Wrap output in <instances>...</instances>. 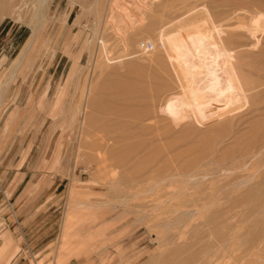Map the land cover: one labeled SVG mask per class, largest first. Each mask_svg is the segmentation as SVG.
I'll list each match as a JSON object with an SVG mask.
<instances>
[{
	"label": "rangeland",
	"instance_id": "obj_1",
	"mask_svg": "<svg viewBox=\"0 0 264 264\" xmlns=\"http://www.w3.org/2000/svg\"><path fill=\"white\" fill-rule=\"evenodd\" d=\"M0 264H264V0H0Z\"/></svg>",
	"mask_w": 264,
	"mask_h": 264
},
{
	"label": "bare ground",
	"instance_id": "obj_2",
	"mask_svg": "<svg viewBox=\"0 0 264 264\" xmlns=\"http://www.w3.org/2000/svg\"><path fill=\"white\" fill-rule=\"evenodd\" d=\"M120 1V0H119ZM121 5V4H120ZM164 11H166V10H164ZM118 14H120V13H118ZM124 20V19H123ZM137 20V19H136ZM135 20V21H136ZM141 20V19H140ZM127 23V22H126ZM135 23V22H134ZM134 23H132V25L134 24ZM139 23V22H138ZM128 27V26H127ZM130 28V27H129ZM132 29V28H131ZM133 30V29H132ZM119 35V34H118ZM119 37V36H118ZM120 38V37H119ZM121 40V39H120ZM208 66V65H207ZM214 66V65H213ZM196 67V66H195ZM198 67V66H197ZM197 67L196 68H194V69H197ZM199 68V67H198ZM206 68H208V67H206ZM198 70V69H197ZM208 71V70H207ZM212 71V70H211ZM218 71V70H217ZM193 72H195V71H193ZM199 72V71H198ZM201 72V71H200ZM204 72V71H203ZM205 77H206V75H205ZM185 82V81H184ZM201 83V82H200ZM196 86V85H195ZM194 89H195V87H194ZM145 96V95H144ZM161 113H163V112H161ZM247 165V164H246ZM243 168V167H242ZM262 212V211H261Z\"/></svg>",
	"mask_w": 264,
	"mask_h": 264
}]
</instances>
